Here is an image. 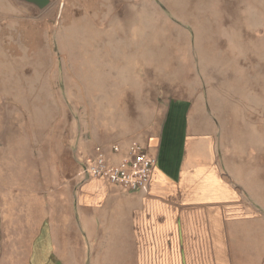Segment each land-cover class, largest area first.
<instances>
[{
	"label": "rangeland",
	"instance_id": "obj_1",
	"mask_svg": "<svg viewBox=\"0 0 264 264\" xmlns=\"http://www.w3.org/2000/svg\"><path fill=\"white\" fill-rule=\"evenodd\" d=\"M173 101L207 128L256 215L233 228L240 262L264 264V0H52L42 12L0 0L6 188L52 198L60 217L83 149L158 137ZM144 244L138 261L98 246L84 264H159ZM57 249L47 264H62Z\"/></svg>",
	"mask_w": 264,
	"mask_h": 264
},
{
	"label": "crops",
	"instance_id": "obj_2",
	"mask_svg": "<svg viewBox=\"0 0 264 264\" xmlns=\"http://www.w3.org/2000/svg\"><path fill=\"white\" fill-rule=\"evenodd\" d=\"M190 114L187 102L173 101L158 137L132 140L157 159L145 190L126 192L101 180L79 185L75 174L58 217L52 198L6 188L1 178L0 264H47L55 247L62 264H84L98 246L135 262L142 240L159 264H243L245 241L235 238L233 228L256 215H247L217 163L213 138L207 128L192 126ZM131 142L95 146L117 163ZM113 145L117 154L110 152ZM95 146L76 158L77 171Z\"/></svg>",
	"mask_w": 264,
	"mask_h": 264
},
{
	"label": "built area",
	"instance_id": "obj_3",
	"mask_svg": "<svg viewBox=\"0 0 264 264\" xmlns=\"http://www.w3.org/2000/svg\"><path fill=\"white\" fill-rule=\"evenodd\" d=\"M119 146L110 147V152L117 154ZM157 165V159L146 152L136 141H132L126 154L112 163L102 146H95L93 156L85 158L75 175L79 185L88 180H101L126 192L145 190Z\"/></svg>",
	"mask_w": 264,
	"mask_h": 264
},
{
	"label": "water",
	"instance_id": "obj_4",
	"mask_svg": "<svg viewBox=\"0 0 264 264\" xmlns=\"http://www.w3.org/2000/svg\"><path fill=\"white\" fill-rule=\"evenodd\" d=\"M15 1L24 4L26 6L32 7L37 12L44 11L52 3V0H15Z\"/></svg>",
	"mask_w": 264,
	"mask_h": 264
}]
</instances>
